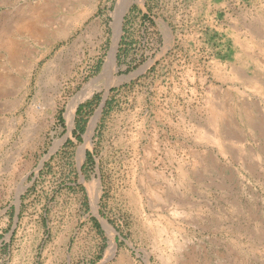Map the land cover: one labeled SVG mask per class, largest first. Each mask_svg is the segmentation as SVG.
Masks as SVG:
<instances>
[{
  "label": "rangeland",
  "instance_id": "rangeland-1",
  "mask_svg": "<svg viewBox=\"0 0 264 264\" xmlns=\"http://www.w3.org/2000/svg\"><path fill=\"white\" fill-rule=\"evenodd\" d=\"M119 2L0 0V264H264V0Z\"/></svg>",
  "mask_w": 264,
  "mask_h": 264
},
{
  "label": "bare ground",
  "instance_id": "bare-ground-1",
  "mask_svg": "<svg viewBox=\"0 0 264 264\" xmlns=\"http://www.w3.org/2000/svg\"><path fill=\"white\" fill-rule=\"evenodd\" d=\"M128 1L129 0H120V2L118 4V7H117V10H116V13L114 15L115 22L113 23V27H114V30H115L116 37H118L120 20H121V17L123 15L124 11L126 10V8L128 6ZM54 5H56L54 2L52 3L51 1H48V3L45 4L43 7H41V8H34L35 13L33 15H31V17L29 15H26V16L24 15L25 17L22 16L21 18L23 19L24 22H29V21H31L32 23L34 22L35 23L34 26L38 25V23H45V22L47 24H49V21H47V19L48 18H51L52 14L55 13L54 12L55 9H58V7H57L58 5H56L55 7H54ZM61 29H62V27H61ZM9 34H11V33H9ZM63 34H65V33H63ZM116 46H117V42L115 43V46H114L113 50L111 51L110 56L106 60V63H105V66H104V73H102L101 77L93 80L91 83H89L88 85H86L85 88L75 97V99H74V101L72 103V107L70 106V115H71L70 119L73 117L74 108L80 102L86 100L95 90H97V89L99 90V89L102 88L103 85H101V86H100V84L99 85H96L95 82H97L99 80L100 83H101L102 80H105L106 82L105 83H102V84L106 85V87H108V83L109 82H113L112 79L114 78V73H115V52H116ZM5 47H6V45H5ZM9 58H10V56H9ZM14 63H15V61H14ZM12 64H13V61H12ZM213 121H216V120H213ZM217 121H216V123H217ZM206 137H202V138H206V139L214 142L215 144H218V146H220V147L223 146L222 141H221V137H220L219 133L217 132V130H216V133L215 134L210 135V136L208 135ZM200 138H201V136H200ZM24 189H25V187H23V185L20 184L19 185V193L23 192ZM105 227H106L109 235L112 237V239H114V237H115V231H114V229L110 225H108L107 223H105ZM109 251L111 253V258H113L115 256V254H116L117 249H116V247L114 245H111ZM117 264H135V262L132 259H129L127 256L122 255L118 259Z\"/></svg>",
  "mask_w": 264,
  "mask_h": 264
},
{
  "label": "trees",
  "instance_id": "trees-1",
  "mask_svg": "<svg viewBox=\"0 0 264 264\" xmlns=\"http://www.w3.org/2000/svg\"><path fill=\"white\" fill-rule=\"evenodd\" d=\"M97 99V97L95 99H93L92 101L90 102H87L85 103L84 105H82L79 109H78V114H82L84 110H87V111H92L93 107H94V104H95V100ZM78 129L80 131H82L83 129H81V125L78 126Z\"/></svg>",
  "mask_w": 264,
  "mask_h": 264
},
{
  "label": "water",
  "instance_id": "water-1",
  "mask_svg": "<svg viewBox=\"0 0 264 264\" xmlns=\"http://www.w3.org/2000/svg\"><path fill=\"white\" fill-rule=\"evenodd\" d=\"M103 106H104V102H103V104L101 105V107H100V109H99V114H101V111H102ZM99 116H100V115H99Z\"/></svg>",
  "mask_w": 264,
  "mask_h": 264
}]
</instances>
